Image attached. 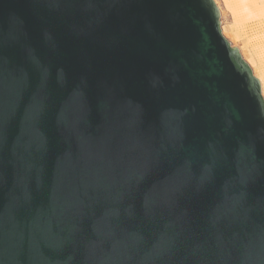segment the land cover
I'll return each mask as SVG.
<instances>
[{
  "label": "water",
  "instance_id": "water-1",
  "mask_svg": "<svg viewBox=\"0 0 264 264\" xmlns=\"http://www.w3.org/2000/svg\"><path fill=\"white\" fill-rule=\"evenodd\" d=\"M214 0H0V264H264V100Z\"/></svg>",
  "mask_w": 264,
  "mask_h": 264
},
{
  "label": "rangeland",
  "instance_id": "rangeland-1",
  "mask_svg": "<svg viewBox=\"0 0 264 264\" xmlns=\"http://www.w3.org/2000/svg\"><path fill=\"white\" fill-rule=\"evenodd\" d=\"M214 1L220 13L223 37L238 49L259 80L264 100V83L258 76L264 71V0H220L219 4Z\"/></svg>",
  "mask_w": 264,
  "mask_h": 264
},
{
  "label": "snow or ice",
  "instance_id": "snow-or-ice-1",
  "mask_svg": "<svg viewBox=\"0 0 264 264\" xmlns=\"http://www.w3.org/2000/svg\"><path fill=\"white\" fill-rule=\"evenodd\" d=\"M216 2L219 4L220 0H216ZM227 35V33H225ZM255 67V65H254ZM259 78L261 79L262 83H264V71H261L260 73H258Z\"/></svg>",
  "mask_w": 264,
  "mask_h": 264
},
{
  "label": "clouds",
  "instance_id": "clouds-1",
  "mask_svg": "<svg viewBox=\"0 0 264 264\" xmlns=\"http://www.w3.org/2000/svg\"><path fill=\"white\" fill-rule=\"evenodd\" d=\"M262 31H264V25H262Z\"/></svg>",
  "mask_w": 264,
  "mask_h": 264
},
{
  "label": "bare ground",
  "instance_id": "bare-ground-1",
  "mask_svg": "<svg viewBox=\"0 0 264 264\" xmlns=\"http://www.w3.org/2000/svg\"><path fill=\"white\" fill-rule=\"evenodd\" d=\"M243 8H244V7H243ZM243 8H242V9H243ZM259 83H260V82H259ZM260 87H261V85H260Z\"/></svg>",
  "mask_w": 264,
  "mask_h": 264
}]
</instances>
